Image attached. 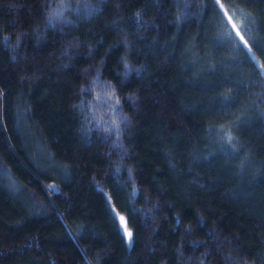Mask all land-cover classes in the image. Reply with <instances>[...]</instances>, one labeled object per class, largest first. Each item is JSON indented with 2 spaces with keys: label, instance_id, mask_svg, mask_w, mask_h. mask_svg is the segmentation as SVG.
I'll return each mask as SVG.
<instances>
[{
  "label": "trees",
  "instance_id": "obj_1",
  "mask_svg": "<svg viewBox=\"0 0 264 264\" xmlns=\"http://www.w3.org/2000/svg\"><path fill=\"white\" fill-rule=\"evenodd\" d=\"M0 264H264V0H0Z\"/></svg>",
  "mask_w": 264,
  "mask_h": 264
},
{
  "label": "snow or ice",
  "instance_id": "obj_2",
  "mask_svg": "<svg viewBox=\"0 0 264 264\" xmlns=\"http://www.w3.org/2000/svg\"><path fill=\"white\" fill-rule=\"evenodd\" d=\"M55 14H56V15H59V11L56 10V13H55ZM242 47H243V45H242ZM231 140H232V137L229 135V136H228V141L231 142ZM51 188H52L53 191H56V190H57V189L55 188L54 185L51 186ZM100 191L102 192V189H101ZM106 199H107V198H106ZM109 210L111 211V209H109ZM112 219H113L114 222L117 220V216H116L115 213H113ZM124 219H125V218H124L123 216H120V217H119V221H120L121 224L124 223ZM118 228H119V225H118ZM125 233H126L128 239H129V241H131V238H132V232H131V231H128V230L126 229V227H125V228L121 229V235H122V237L125 235Z\"/></svg>",
  "mask_w": 264,
  "mask_h": 264
},
{
  "label": "rangeland",
  "instance_id": "obj_3",
  "mask_svg": "<svg viewBox=\"0 0 264 264\" xmlns=\"http://www.w3.org/2000/svg\"><path fill=\"white\" fill-rule=\"evenodd\" d=\"M117 221H118V224H119L120 229L125 228V226H124L123 224L120 223V221H119V216H117ZM124 238H125L126 241H128V237H127L126 233H125Z\"/></svg>",
  "mask_w": 264,
  "mask_h": 264
},
{
  "label": "water",
  "instance_id": "obj_4",
  "mask_svg": "<svg viewBox=\"0 0 264 264\" xmlns=\"http://www.w3.org/2000/svg\"><path fill=\"white\" fill-rule=\"evenodd\" d=\"M54 184L52 183V182H49L48 183V186L51 188V186H53ZM51 190H52V188H51ZM53 191V190H52Z\"/></svg>",
  "mask_w": 264,
  "mask_h": 264
}]
</instances>
